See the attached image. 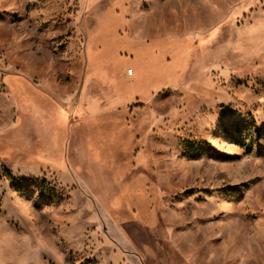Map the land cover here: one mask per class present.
Masks as SVG:
<instances>
[{"label":"rangeland","instance_id":"1","mask_svg":"<svg viewBox=\"0 0 264 264\" xmlns=\"http://www.w3.org/2000/svg\"><path fill=\"white\" fill-rule=\"evenodd\" d=\"M5 207L61 264H264V0H0Z\"/></svg>","mask_w":264,"mask_h":264},{"label":"clouds","instance_id":"2","mask_svg":"<svg viewBox=\"0 0 264 264\" xmlns=\"http://www.w3.org/2000/svg\"><path fill=\"white\" fill-rule=\"evenodd\" d=\"M37 220L7 207L0 210V264H61L56 242L44 235L38 223L33 226Z\"/></svg>","mask_w":264,"mask_h":264},{"label":"trees","instance_id":"3","mask_svg":"<svg viewBox=\"0 0 264 264\" xmlns=\"http://www.w3.org/2000/svg\"><path fill=\"white\" fill-rule=\"evenodd\" d=\"M6 176L8 180L11 181L15 185V187L20 188V186L16 184L17 183L16 179L12 176L10 172H7Z\"/></svg>","mask_w":264,"mask_h":264}]
</instances>
